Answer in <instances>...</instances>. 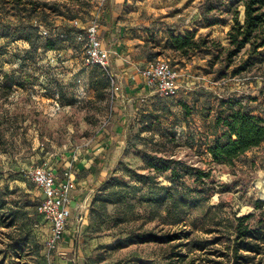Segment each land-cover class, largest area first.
I'll return each mask as SVG.
<instances>
[{
    "label": "rangeland",
    "instance_id": "obj_1",
    "mask_svg": "<svg viewBox=\"0 0 264 264\" xmlns=\"http://www.w3.org/2000/svg\"><path fill=\"white\" fill-rule=\"evenodd\" d=\"M33 1L46 3L47 8L35 13L27 6L11 9L12 24L30 18L38 28V34H32L33 46L14 37L0 39V201L5 203L0 210V264H165L170 246L140 244L129 237L141 232L181 231L213 240L227 233L222 231L236 217L264 213V207L255 208L256 201L264 203V143L231 166L214 163L208 154V144L222 135V128L215 124L219 100L238 97L243 110L264 117V50L253 57L254 66L238 75L233 70L246 59L245 52L231 62L225 58L230 10L238 7L242 21L243 7L235 6L236 0H138L126 2L119 19L124 24L122 40L129 42L134 58L142 60L139 69L161 59L179 72L181 81L189 75L201 77V83L192 90L180 83L172 98L153 92L127 115L125 140L113 147L104 163L107 180L117 177L127 185L119 188L126 193L127 204L108 205L104 211L98 203L80 207L74 213L77 217L86 212L85 222L71 232L76 225L73 220L67 230L71 233L65 235L67 245L63 240L56 249H48L51 228L36 213L40 192L31 172L36 167H56L68 156L85 153L109 128L120 109L122 92L110 66L90 67L84 60L87 26L97 23L101 38L108 40L100 26L111 14L113 3ZM2 14L4 17L6 12ZM205 17L220 22L206 27ZM199 21L205 29L198 35L208 34L209 44L190 61L165 47L168 28L183 33L186 28L199 27ZM46 40L54 41L56 48L46 49ZM212 41L220 46H212ZM4 75L9 76L8 81ZM106 78L109 83H104ZM10 81L17 85L8 91ZM157 157L179 161L178 167L186 173L177 196L183 211L178 225L164 220V206L144 201L150 186L133 177V173L155 175L160 185L171 187L167 172L149 168ZM58 167L63 173V165ZM191 169L209 177L196 181ZM193 201L197 205L190 207ZM186 242L183 238L172 245ZM221 245L209 246V254L197 251L191 255L201 257L196 264L222 261L218 254ZM176 251L187 253L183 246Z\"/></svg>",
    "mask_w": 264,
    "mask_h": 264
},
{
    "label": "trees",
    "instance_id": "obj_2",
    "mask_svg": "<svg viewBox=\"0 0 264 264\" xmlns=\"http://www.w3.org/2000/svg\"><path fill=\"white\" fill-rule=\"evenodd\" d=\"M21 6H27L31 13H35L41 8H47L46 3L38 4L33 0H0V39L11 40V37H14L24 40L32 47V34H38V28L32 24L31 19L22 21L19 25L11 23V9L18 10ZM235 6L243 7V20L239 19L240 11L237 9L238 7L230 10L231 25L227 32L229 47L226 49L225 58L227 62H231L239 54L245 52L246 59L233 70V74L238 75L254 66L253 57L261 56V52L264 50V0H236ZM3 10L6 12L4 17ZM219 22L218 19L209 20L205 17L203 24L206 27H212L219 24ZM208 44V34L198 35L197 31H185L176 34L169 30L165 47L178 54L180 59L190 61L196 52L206 48ZM211 45L220 46L214 41L211 42ZM45 48L54 50L56 43L52 40H46ZM87 66L101 68L98 65ZM3 78L9 80L8 75H4ZM104 83H109V79L106 78ZM16 85L14 81H10L7 87L8 91H11V88ZM215 124L222 128V135L208 144V154L216 164L231 166L242 155L264 143V117L255 115L252 111L243 110L238 97L219 100V112ZM154 160L155 162L151 161L149 164V168L156 173L167 172L171 187L160 185L156 181V176L150 174L133 173L134 180L150 186V195L146 196L144 201L159 207L164 206V220L171 221V225H178L183 220V211L179 206L181 201L177 199V196L179 195V188L183 186L182 178L186 173H183L178 167L181 164L179 161H168L162 157H157ZM190 171L196 181L209 177L208 173L197 169H191ZM119 188H127V185H123L117 177L106 180L94 194L91 205L94 206L98 203L101 205V210L104 211L108 205H118L122 202L127 204V200H125L126 193L120 192ZM131 188L135 191L138 190L134 186ZM4 204L0 201V210H2ZM37 205L38 203L35 208L36 213L41 216L37 212ZM196 205L197 201H193L190 207ZM263 207V202L256 201V210ZM262 212L259 216L251 213L236 217L229 224L228 229L222 231L227 233H222L220 237L213 240H203L194 237L192 232L181 231L163 234L141 232L135 233L129 238L132 242L140 244L156 243L170 246L165 257V264H196L198 258L201 257L191 254H195L197 251L209 254L210 251L207 250L209 246L214 244L223 245V250L218 251L223 260H208L207 263L209 264H264V213ZM183 238L187 240L185 244L172 245L173 242ZM181 246L187 249L186 254L176 251Z\"/></svg>",
    "mask_w": 264,
    "mask_h": 264
},
{
    "label": "crops",
    "instance_id": "obj_3",
    "mask_svg": "<svg viewBox=\"0 0 264 264\" xmlns=\"http://www.w3.org/2000/svg\"><path fill=\"white\" fill-rule=\"evenodd\" d=\"M135 1L138 0H110L113 3V9L107 20H105L104 25L100 26L101 30H104L107 34L108 40L104 42L100 35L101 31L99 30L104 47L112 51L109 66L117 77L118 83L121 85V99L118 101L120 109H117V112L111 118L109 128L98 135L95 143L85 153H77L72 158L68 156L66 161H60L58 164V166L63 165V171L69 167H72L74 171L76 189L71 196V214L73 216H71L70 224L73 225L72 221L76 219V225L73 227V230L71 229V232H76L80 222L83 223L86 219V212H80L77 217L74 212L84 205H90L98 187L109 176L107 168H104L106 156L110 152H113V147H117V144H122L125 140L127 115L137 107L142 99L153 93L146 88L142 75L140 74L141 69L139 67L142 64V60L134 58L132 54L133 50L127 47L129 42L123 41L121 35L124 24L122 23L123 20L119 19V16L123 13L126 2L133 3ZM198 24L199 27L193 26L189 29L186 28L183 32L197 31L199 33L205 29L202 28L203 24L200 21ZM168 29L171 30L172 28ZM195 79L198 81H195ZM200 80L201 77L188 75L186 81L180 80L179 82H185V85L182 84L181 86L187 90H192L195 88V84L201 83ZM58 166L51 167L50 169L60 179L62 178V173L59 172ZM71 232H67V234Z\"/></svg>",
    "mask_w": 264,
    "mask_h": 264
},
{
    "label": "built area",
    "instance_id": "obj_4",
    "mask_svg": "<svg viewBox=\"0 0 264 264\" xmlns=\"http://www.w3.org/2000/svg\"><path fill=\"white\" fill-rule=\"evenodd\" d=\"M77 25L78 22L74 21ZM85 64L109 67L112 51L104 47L95 22L86 28ZM146 88L163 98L177 96L180 74L165 60H157L140 71ZM31 180L40 192L37 212L50 225V236L46 242L48 249H56L64 240L71 225V196L76 189L72 167L65 169L62 178L46 167H36L31 172Z\"/></svg>",
    "mask_w": 264,
    "mask_h": 264
},
{
    "label": "bare ground",
    "instance_id": "obj_5",
    "mask_svg": "<svg viewBox=\"0 0 264 264\" xmlns=\"http://www.w3.org/2000/svg\"><path fill=\"white\" fill-rule=\"evenodd\" d=\"M263 199H264V193H263Z\"/></svg>",
    "mask_w": 264,
    "mask_h": 264
}]
</instances>
